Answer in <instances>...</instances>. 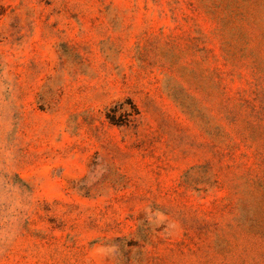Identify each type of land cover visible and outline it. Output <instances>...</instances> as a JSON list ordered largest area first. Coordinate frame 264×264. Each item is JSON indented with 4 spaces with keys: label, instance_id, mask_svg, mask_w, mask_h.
Masks as SVG:
<instances>
[{
    "label": "rangeland",
    "instance_id": "1",
    "mask_svg": "<svg viewBox=\"0 0 264 264\" xmlns=\"http://www.w3.org/2000/svg\"><path fill=\"white\" fill-rule=\"evenodd\" d=\"M0 264H264V0H0Z\"/></svg>",
    "mask_w": 264,
    "mask_h": 264
}]
</instances>
